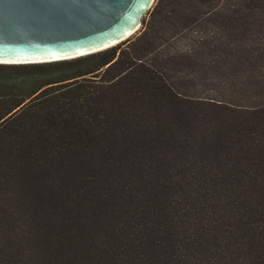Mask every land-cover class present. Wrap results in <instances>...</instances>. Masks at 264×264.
<instances>
[{
	"label": "trees",
	"instance_id": "trees-1",
	"mask_svg": "<svg viewBox=\"0 0 264 264\" xmlns=\"http://www.w3.org/2000/svg\"><path fill=\"white\" fill-rule=\"evenodd\" d=\"M197 23L231 102L148 58ZM0 264H264V0H156L115 46L0 63Z\"/></svg>",
	"mask_w": 264,
	"mask_h": 264
},
{
	"label": "water",
	"instance_id": "water-1",
	"mask_svg": "<svg viewBox=\"0 0 264 264\" xmlns=\"http://www.w3.org/2000/svg\"><path fill=\"white\" fill-rule=\"evenodd\" d=\"M154 0H0V63L67 60L132 36Z\"/></svg>",
	"mask_w": 264,
	"mask_h": 264
},
{
	"label": "rangeland",
	"instance_id": "rangeland-1",
	"mask_svg": "<svg viewBox=\"0 0 264 264\" xmlns=\"http://www.w3.org/2000/svg\"><path fill=\"white\" fill-rule=\"evenodd\" d=\"M155 2L156 0H154L151 8L143 14L140 24L133 35H136L145 29V24L149 19L150 11H152ZM198 29L197 23L190 31L180 29L172 33L170 30V32L162 34L161 40L159 41L161 46H159L148 58L152 60L154 65L165 63V66L169 68L173 67L169 65L176 66L178 74L176 76L177 79L174 80V84L177 91L182 96L206 103H216L220 101L229 102L230 100L224 98L220 89L216 88L215 85L206 81L201 74L197 73V71H199L198 65L196 64L197 62L188 63V54L195 58L193 55L197 53L198 49L197 43L194 44V46H191L192 40L190 41L189 38L192 37L193 39L194 36H196V31H198ZM192 30L193 32H191ZM194 39H196V37ZM192 47L194 48L193 53L189 51ZM192 64L193 66L190 67ZM182 73H186L187 76L185 78H181Z\"/></svg>",
	"mask_w": 264,
	"mask_h": 264
}]
</instances>
